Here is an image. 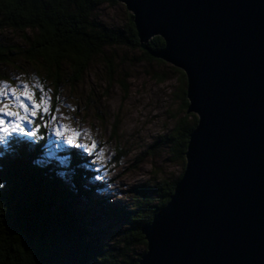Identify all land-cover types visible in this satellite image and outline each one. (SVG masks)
<instances>
[{"label": "trees", "instance_id": "1", "mask_svg": "<svg viewBox=\"0 0 264 264\" xmlns=\"http://www.w3.org/2000/svg\"><path fill=\"white\" fill-rule=\"evenodd\" d=\"M118 3L0 0V31L16 32L21 39L20 44L0 43V64L21 62L32 66L38 82L52 93L53 110L62 88H73L83 81L94 62L105 67L109 85L117 83L127 93L126 76L112 60L119 49L137 51L140 62H167L140 47L130 12L120 25L107 24L100 18L102 6ZM148 46L157 50L164 41L154 36ZM167 67L170 76L163 71L152 72L151 76L163 83L171 77L178 81L172 93L181 100L182 116L161 136L160 143L167 148L169 161L180 166L179 173L134 187L131 206L115 207L104 196H91L104 186L93 180L89 168L93 154L67 146L56 152L59 158H50L55 142L51 127L40 128L35 137H9L0 144V264H138L147 244L141 228L174 192L185 167L189 135L197 124V116L186 113L185 73L169 63ZM24 126L29 130L27 124ZM117 128L116 123L112 137ZM82 202L87 206L82 207ZM95 216L123 224L113 234V243L101 242L100 234L91 227Z\"/></svg>", "mask_w": 264, "mask_h": 264}, {"label": "water", "instance_id": "2", "mask_svg": "<svg viewBox=\"0 0 264 264\" xmlns=\"http://www.w3.org/2000/svg\"><path fill=\"white\" fill-rule=\"evenodd\" d=\"M118 1L140 47L185 73L197 116L138 264H264V0Z\"/></svg>", "mask_w": 264, "mask_h": 264}, {"label": "rangeland", "instance_id": "3", "mask_svg": "<svg viewBox=\"0 0 264 264\" xmlns=\"http://www.w3.org/2000/svg\"><path fill=\"white\" fill-rule=\"evenodd\" d=\"M126 12L125 6L118 3L102 6L98 15L107 24L120 25L126 20ZM0 43L20 44L21 39L16 32L0 31ZM138 55L134 50L119 49L112 58L126 76L127 93L117 83L109 85L105 67L94 62L83 81L73 88H62L54 110L57 126L62 123L82 134L87 133L81 135L78 142L88 144L95 141L96 151L103 150L100 155L93 154L95 158L89 168L93 170V180L101 181L104 186L101 190H94L91 196H104L108 204L126 209L133 202L134 187L159 178H173L180 171L178 163L169 161L167 148L160 143L161 136L182 116L181 100L172 93L178 81L171 77L164 83L158 82L151 73L163 71L170 76L168 63L140 62L136 58ZM0 81L18 87L23 83L38 82V78L32 66L16 62L0 64ZM48 98L51 105V91ZM116 123L117 134L112 137ZM50 132L55 142L49 157L54 155L56 159L59 156L56 152L63 151L68 145L55 137L53 128ZM81 206L87 204L82 202ZM94 219L91 227L98 231L101 242L113 243V234L123 224L108 217L95 216Z\"/></svg>", "mask_w": 264, "mask_h": 264}, {"label": "snow or ice", "instance_id": "4", "mask_svg": "<svg viewBox=\"0 0 264 264\" xmlns=\"http://www.w3.org/2000/svg\"><path fill=\"white\" fill-rule=\"evenodd\" d=\"M56 121L57 114L50 107L48 94L41 83H23L13 87L0 81V144H5L14 135L35 137L40 128L51 127L55 137L69 147L82 148L90 155L102 153V149L96 151L95 141L88 144L78 142L81 135L86 136L87 133L82 134L78 129L62 123L57 126ZM25 124L29 128L27 131Z\"/></svg>", "mask_w": 264, "mask_h": 264}]
</instances>
